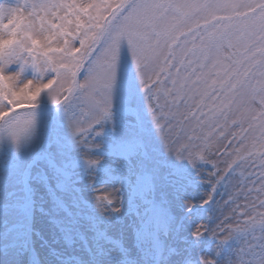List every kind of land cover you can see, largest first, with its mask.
<instances>
[{"label": "snow or ice", "instance_id": "snow-or-ice-1", "mask_svg": "<svg viewBox=\"0 0 264 264\" xmlns=\"http://www.w3.org/2000/svg\"><path fill=\"white\" fill-rule=\"evenodd\" d=\"M93 96L99 99L85 114L82 106ZM45 98L71 136L50 143L48 164L72 179L83 160L86 199L101 232L107 234L104 225L121 211L125 182L135 179L130 170L165 169L177 197L207 179L208 191L198 198L209 205L219 186L245 166V203L233 209L244 219L235 227L230 217L215 226L196 224L193 214L211 209L183 200L189 227L170 247L168 264H264V0L0 5V126L14 137L25 133ZM145 104L168 153L163 162L154 158ZM114 119L137 151L116 157L100 149L96 139L105 142L101 130ZM241 239L246 246L235 247ZM206 240L210 248L202 247Z\"/></svg>", "mask_w": 264, "mask_h": 264}, {"label": "rangeland", "instance_id": "rangeland-1", "mask_svg": "<svg viewBox=\"0 0 264 264\" xmlns=\"http://www.w3.org/2000/svg\"><path fill=\"white\" fill-rule=\"evenodd\" d=\"M19 2L0 0V5L15 7ZM122 53L138 85L126 43L122 44ZM98 99L93 96L85 101L82 111L91 113ZM144 113L154 158L163 162L169 159L168 153L146 104ZM61 120L62 114L45 98L25 133L14 137L6 126H0V264H168L170 247L179 244L189 227L182 202L196 199L198 206L203 205L198 197L208 191L207 179L177 197L173 178L165 169L130 170L135 172V179L125 182L121 211L104 225L108 229L105 234L96 227L93 205L86 199L89 181L83 160L79 174L72 179L48 164L50 143L56 138L71 140L67 122L61 126ZM101 135L105 142L100 144L97 138L96 143L113 156L123 157L138 150L134 141L122 136L115 119L105 125ZM225 167L220 164L221 169ZM211 170L210 163L202 168L205 178ZM247 175L245 166L237 168L228 182L219 186L216 202L203 205L211 211L194 213L192 222L215 226L230 217L229 223L235 227L244 219L239 209L235 214L233 209L245 203L241 188L248 183ZM230 198L235 203L227 204ZM211 243L206 240L202 247L210 248ZM244 246V239L235 245Z\"/></svg>", "mask_w": 264, "mask_h": 264}]
</instances>
